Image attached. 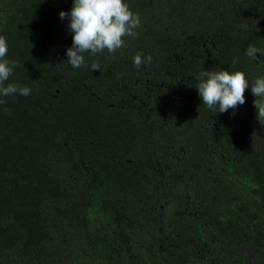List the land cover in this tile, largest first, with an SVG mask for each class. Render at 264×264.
Wrapping results in <instances>:
<instances>
[{"label": "trees", "instance_id": "obj_1", "mask_svg": "<svg viewBox=\"0 0 264 264\" xmlns=\"http://www.w3.org/2000/svg\"><path fill=\"white\" fill-rule=\"evenodd\" d=\"M125 2L137 35L73 68L74 0H0L5 86L31 89L0 97V264H264V0ZM206 70L246 102L203 105Z\"/></svg>", "mask_w": 264, "mask_h": 264}, {"label": "clouds", "instance_id": "obj_2", "mask_svg": "<svg viewBox=\"0 0 264 264\" xmlns=\"http://www.w3.org/2000/svg\"><path fill=\"white\" fill-rule=\"evenodd\" d=\"M60 18L69 19V31L72 33V46L66 50L67 62L73 68H80L85 64L83 53L92 55L102 53L105 49L115 53L125 46L124 37L137 35L135 29L140 24L138 14H134L125 0H74L70 12L61 11ZM6 38L0 36V97L12 94L28 96L29 87H20L17 84L5 81L13 74L15 62L4 59L7 55ZM257 53L264 52L250 45L246 55L255 60ZM152 57L146 58L137 54L133 58L134 65L139 68L143 64L151 63ZM93 70L100 69L98 63L92 65ZM198 94L202 97L203 105L216 112L224 113L229 109L235 110L246 102L245 90L249 88V81L242 71H201L198 74ZM251 92L256 97L254 106L257 110V119L264 125V77H258L251 84ZM259 98V99H257ZM4 100L0 99V104ZM235 114V113H233Z\"/></svg>", "mask_w": 264, "mask_h": 264}]
</instances>
